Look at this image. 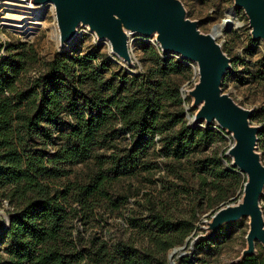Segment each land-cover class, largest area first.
<instances>
[{
  "label": "trees",
  "instance_id": "trees-1",
  "mask_svg": "<svg viewBox=\"0 0 264 264\" xmlns=\"http://www.w3.org/2000/svg\"><path fill=\"white\" fill-rule=\"evenodd\" d=\"M81 38L43 60L33 75L40 64L33 42L0 44V202L10 206L9 223L0 220V264H168L167 252L194 229L197 207L175 215L165 202L146 198L139 214L125 215V236L87 232V225L100 221V208L122 214L127 195L114 196L113 183L150 174L158 168L154 154L163 156L166 172L184 181L195 177L208 205L228 197L242 174L223 162L230 161L227 154H203L227 131L188 124L177 76L190 77L192 67L182 57L141 38L143 69L107 76L110 55L99 43L80 51ZM257 69L264 73V56ZM258 149L264 160V119ZM80 162L86 171L70 177ZM165 188L174 199L191 190L186 183ZM220 228L197 240L194 251L213 242ZM189 257L175 262L190 264ZM195 257L200 263L193 264L205 263ZM227 264H264V254Z\"/></svg>",
  "mask_w": 264,
  "mask_h": 264
},
{
  "label": "rangeland",
  "instance_id": "rangeland-1",
  "mask_svg": "<svg viewBox=\"0 0 264 264\" xmlns=\"http://www.w3.org/2000/svg\"><path fill=\"white\" fill-rule=\"evenodd\" d=\"M185 16L196 22V27L199 32H211V26L218 23L226 16V8L233 4L234 0H180ZM7 12L0 0V44L6 41L22 39L33 42L40 59V64L33 69L30 74L33 75L42 67V62L45 59L51 58L57 51L65 49L60 43H57L56 37L52 33L53 26L56 24L55 13L50 9L49 5H44L41 17L38 20L24 17L14 24H9L6 21ZM21 22V23H20ZM232 25L229 28H223L215 36L216 42L220 44L222 52L229 58V67H227L220 79L219 88L222 92L227 93L234 102L239 106L251 110L252 114L249 117L250 125H260L264 119V73H260L257 69V61L264 56V37L260 36L253 38L251 33V25L249 24V17L243 7L237 6L235 13L232 16ZM139 37L131 41V64L124 61V59L114 52H111V43L108 38L100 37L96 31L89 28L87 23L80 21L76 26V33L72 41L79 39L78 47L80 51L88 49L90 43H99L101 50L107 52L111 57V62L105 69L107 76H118L124 71L129 74L136 73L143 69V62L140 60L141 51L139 49V40L147 37L151 42L156 41L157 31H152L148 36L137 34ZM102 41V42H101ZM67 43V42H66ZM73 42L70 41L69 44ZM158 44V42H157ZM161 50V48L159 47ZM162 51V50H161ZM177 55L176 52H173ZM3 54V49H0V56ZM179 55V53H178ZM113 57H116V61ZM197 64L195 63V68ZM128 68L132 69L131 72ZM180 87L185 88V104L189 105L190 115L196 113L200 104H195V98L191 91L195 88L199 81L198 73H192L190 77L179 74ZM187 96V98H186ZM213 120L211 124H215ZM225 129H228L225 127ZM231 131L224 132V139H216L211 145L203 151L211 153L217 150L218 154H227L229 160L231 156L226 153L229 148V140H233ZM230 138V139H229ZM158 148V144H156ZM50 150L53 147L50 146ZM258 151V150H257ZM256 151V153H257ZM258 154V153H257ZM158 163V168L153 170L150 174L140 172L130 177H124L116 180L111 188L113 195L118 193H125L127 195V202L121 206L120 212L122 214L112 213L100 208L101 217L97 214L100 221H91L87 225L86 231L96 230L111 237L125 236L128 231L125 229L124 218L127 213L139 214L143 208L142 202L149 198L151 201L165 202L166 208L171 209L173 214L182 215L191 212L194 208L196 210L195 220V234L203 233L207 230V220H211L213 212L219 207L220 202L229 199L233 196V201H240L242 195L237 193L240 186H238L228 197L208 205L206 197H200L199 192L196 191L198 186L195 177H189L184 181L176 177L173 173L166 172V162L162 155L154 154L152 156ZM73 171L70 177H80L86 171L85 163H77L71 166ZM191 188L188 194H181L176 199L169 195V188L165 186L179 189L184 184ZM242 187V185H241ZM241 192V191H240ZM264 190L260 195V204L262 214L264 217ZM198 203V204H197ZM10 206L6 201L0 202V220H6L9 213ZM211 218V219H210ZM249 217L243 216L239 219L225 222L221 225L220 234L211 243H203L199 248L193 251L192 254L204 259L205 263L209 264H227L228 261L236 259L247 247L246 233L249 229ZM77 225L82 229V223L77 220ZM178 245V244H177ZM171 249V248H170ZM186 247V250H190ZM255 253L264 254V244L255 240ZM198 263L200 261L196 259Z\"/></svg>",
  "mask_w": 264,
  "mask_h": 264
},
{
  "label": "water",
  "instance_id": "water-1",
  "mask_svg": "<svg viewBox=\"0 0 264 264\" xmlns=\"http://www.w3.org/2000/svg\"><path fill=\"white\" fill-rule=\"evenodd\" d=\"M42 1L50 2V0ZM51 1L55 4L56 23L62 31L60 44L65 48L72 41L77 24L82 21L87 23L89 28L96 31L100 37L108 38L112 46L111 52L131 64V41L139 37L137 34L148 36L152 31H157L155 39L158 44L154 40L152 42L163 52L173 55H175L173 52H176L177 57H182L191 65L194 75L197 73L199 75V81L191 91L193 96H196H194L195 104H200L196 113L190 115L189 105H186L184 101L185 88L180 87L188 124L223 129L227 127L228 129L225 130L231 131L232 137L236 138L235 144L226 150L231 160L228 162L223 158V162L242 174L244 178L242 185L245 188L243 199L233 201L232 196L221 201L212 216L215 212H223L229 218L225 221L218 220L217 223L207 220V230L203 233L195 234L196 227H194L182 244L173 246L167 252L168 264H177L175 257L183 254L190 255L188 263H195L196 257L192 251L193 244L197 240L212 236L225 222L243 216L248 217L250 214L252 217L246 233L247 247L233 260L242 258L246 253H254L255 240L264 244V217L261 206L258 205L260 195L264 190V160L258 149L260 125H250L251 110L239 106L219 88L221 76L229 67V58L222 52L215 36L223 28L231 27L232 19L224 17L220 22L211 26V32L202 33L197 29L196 22L185 16L180 0ZM237 6L243 7L247 12L253 38L264 37V0H234L233 4L226 8V13L234 14ZM113 58L118 61L116 57ZM195 63L198 66L197 72ZM213 120H216L215 124H211ZM252 149L258 150L259 158ZM240 191L241 186L237 193ZM3 223L5 226L9 223V215ZM186 247L191 249L188 251Z\"/></svg>",
  "mask_w": 264,
  "mask_h": 264
},
{
  "label": "bare ground",
  "instance_id": "bare-ground-1",
  "mask_svg": "<svg viewBox=\"0 0 264 264\" xmlns=\"http://www.w3.org/2000/svg\"><path fill=\"white\" fill-rule=\"evenodd\" d=\"M1 3L4 5V8L6 9L7 14L5 18L9 24H14L15 22L20 21L24 17H29V18H33L34 20H38L41 17V12L44 5H49L50 9H52L54 13H56L54 7L55 4L51 0L50 2H46V3L43 2L42 0H37L36 2H33L32 0H1ZM232 16H233L232 12H228L225 17L232 19ZM52 33L54 37H56L57 43H60V36L62 31L57 23L53 26ZM195 69L197 72L198 66H196ZM235 142H236V138H233V140L231 139L229 147L233 146ZM252 150L256 154L257 158H259V155L256 153V150L255 149ZM244 194H245V188L242 185L240 192V195H242L241 200L243 199ZM248 217L251 220L252 215L250 214L248 215ZM228 218L229 216H227L223 212H215V214L212 216V219L210 221L217 223L218 220L225 221Z\"/></svg>",
  "mask_w": 264,
  "mask_h": 264
},
{
  "label": "built area",
  "instance_id": "built-area-1",
  "mask_svg": "<svg viewBox=\"0 0 264 264\" xmlns=\"http://www.w3.org/2000/svg\"><path fill=\"white\" fill-rule=\"evenodd\" d=\"M175 56L177 57V55L175 54Z\"/></svg>",
  "mask_w": 264,
  "mask_h": 264
}]
</instances>
